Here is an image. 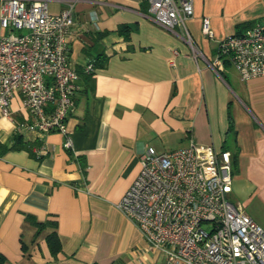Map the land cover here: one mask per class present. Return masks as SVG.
<instances>
[{
	"label": "crops",
	"instance_id": "0c3cea01",
	"mask_svg": "<svg viewBox=\"0 0 264 264\" xmlns=\"http://www.w3.org/2000/svg\"><path fill=\"white\" fill-rule=\"evenodd\" d=\"M69 2L68 59L79 75L75 107L65 134H23L40 143L32 150L41 159L23 149L0 156L4 264H165L116 208L148 146L166 152L195 142L228 151L229 198L264 229V76L242 81L228 61L219 75L209 65L220 40L264 16V0H194L185 25L202 53L197 60L183 37L145 15V2L47 0V9L57 14ZM204 16L212 38L201 31ZM94 62L90 86L82 72ZM21 104L16 93L12 116H0L1 144L10 145L16 125L31 121ZM28 215L57 222L55 255L45 239L49 229L36 234Z\"/></svg>",
	"mask_w": 264,
	"mask_h": 264
},
{
	"label": "built area",
	"instance_id": "2783aa9c",
	"mask_svg": "<svg viewBox=\"0 0 264 264\" xmlns=\"http://www.w3.org/2000/svg\"><path fill=\"white\" fill-rule=\"evenodd\" d=\"M140 1L147 4L148 18L183 37L195 60L202 57L185 25L194 15V0ZM73 11L70 2L52 14L47 0L1 1L0 28L7 32L0 33V116H12L10 101L19 93L32 117L16 125L22 135L67 132L79 77L68 59ZM201 31L213 37L208 17ZM225 61L242 81L264 76V16L219 41L209 65L219 75ZM93 70L92 63L84 66L85 73ZM139 163L116 208L163 254L165 264H264V229L229 198L228 151L216 153L212 145L195 142L166 152L148 146Z\"/></svg>",
	"mask_w": 264,
	"mask_h": 264
},
{
	"label": "trees",
	"instance_id": "16d2710c",
	"mask_svg": "<svg viewBox=\"0 0 264 264\" xmlns=\"http://www.w3.org/2000/svg\"><path fill=\"white\" fill-rule=\"evenodd\" d=\"M249 24L250 23H246L244 25V27H246ZM93 66L94 67L96 66L95 62L93 63ZM93 72H94V70L90 73H85L84 68H83V72H82L83 77L86 80V83L90 86H91V80H92ZM39 145H40V143L37 140H35L33 142L26 141V140H24V137L21 133L16 132V134L14 135V137L12 139V143L10 145L0 143V156H2L5 152H7L9 150L23 149V150H26L30 154V156L35 157L37 159H41L42 155H39V154L37 155L32 150V148L34 146L38 147ZM26 220L30 225H32L33 227L36 228V234H39L46 229H49V232L45 236L48 248L53 255H55L58 251H60V241H59L57 231H56L57 222L55 220H46L44 222H39L34 217H32L31 215H28L26 217ZM22 247L25 250V246L22 245ZM5 260L6 259H5L4 255L2 253H0V264H4Z\"/></svg>",
	"mask_w": 264,
	"mask_h": 264
},
{
	"label": "rangeland",
	"instance_id": "374dc122",
	"mask_svg": "<svg viewBox=\"0 0 264 264\" xmlns=\"http://www.w3.org/2000/svg\"><path fill=\"white\" fill-rule=\"evenodd\" d=\"M231 70H232V69H231ZM233 72H235V71L232 70V71L228 72V77H229V76H233Z\"/></svg>",
	"mask_w": 264,
	"mask_h": 264
}]
</instances>
